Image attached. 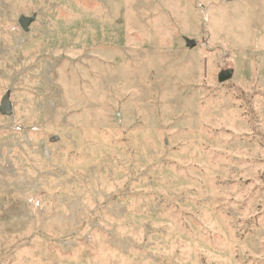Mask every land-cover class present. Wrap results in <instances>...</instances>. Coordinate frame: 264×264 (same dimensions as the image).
Listing matches in <instances>:
<instances>
[{"label":"rangeland","instance_id":"rangeland-1","mask_svg":"<svg viewBox=\"0 0 264 264\" xmlns=\"http://www.w3.org/2000/svg\"><path fill=\"white\" fill-rule=\"evenodd\" d=\"M6 93L0 264H264V0H0Z\"/></svg>","mask_w":264,"mask_h":264},{"label":"water","instance_id":"water-1","mask_svg":"<svg viewBox=\"0 0 264 264\" xmlns=\"http://www.w3.org/2000/svg\"><path fill=\"white\" fill-rule=\"evenodd\" d=\"M35 18H36L35 15L32 16L21 15L18 19V23L24 31H28L29 26L33 21H35ZM185 41L189 47H192L196 44L195 40L193 39L186 38ZM232 72L233 71L231 69L221 71L218 76L219 81H225L229 79L232 76ZM12 112L13 110H12V103L10 100V94L6 93L5 95H3L0 101V113L3 115H11Z\"/></svg>","mask_w":264,"mask_h":264}]
</instances>
